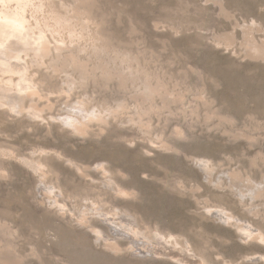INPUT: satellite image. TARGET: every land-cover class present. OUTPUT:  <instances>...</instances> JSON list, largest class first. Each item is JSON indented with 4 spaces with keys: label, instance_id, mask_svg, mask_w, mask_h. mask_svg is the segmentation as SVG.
<instances>
[{
    "label": "rangeland",
    "instance_id": "rangeland-1",
    "mask_svg": "<svg viewBox=\"0 0 264 264\" xmlns=\"http://www.w3.org/2000/svg\"><path fill=\"white\" fill-rule=\"evenodd\" d=\"M0 25V264H264V0Z\"/></svg>",
    "mask_w": 264,
    "mask_h": 264
},
{
    "label": "bare ground",
    "instance_id": "bare-ground-1",
    "mask_svg": "<svg viewBox=\"0 0 264 264\" xmlns=\"http://www.w3.org/2000/svg\"><path fill=\"white\" fill-rule=\"evenodd\" d=\"M15 23H16V22H15ZM17 23H18V22H17ZM20 23H21V22H20ZM20 23H19V24H20ZM4 25H5V24H4ZM0 26H1V25H0ZM12 26H13V25H12ZM19 26H21V24H20ZM22 28H23V27H22ZM1 29H2V28H1ZM1 29H0V30H1ZM14 34H15V33H14ZM142 247H143V246H142ZM181 253H182V252H181Z\"/></svg>",
    "mask_w": 264,
    "mask_h": 264
}]
</instances>
